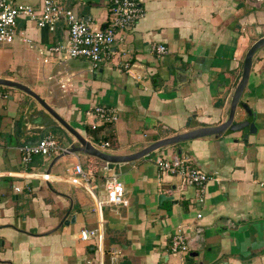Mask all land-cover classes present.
<instances>
[{
    "label": "crops",
    "instance_id": "obj_1",
    "mask_svg": "<svg viewBox=\"0 0 264 264\" xmlns=\"http://www.w3.org/2000/svg\"><path fill=\"white\" fill-rule=\"evenodd\" d=\"M138 1L142 18L117 33L95 67L82 58L64 65L53 59L43 63L37 46L62 41L61 23L49 32L18 18L17 34L23 32L29 42L16 35L23 47L15 55L0 48V77L27 85L92 145L107 140L100 149L111 154L131 153L154 140L222 122L245 51L264 35V0ZM108 2L64 0L94 28L103 25ZM28 3L39 8L37 0ZM153 44H162L164 52L156 54ZM5 70L18 77L2 74ZM66 75L68 85L60 88L57 79ZM8 91L6 98L0 96V264H99L95 238H78L81 228L98 222L102 264H108L110 247L120 250L117 264L175 263L168 242L177 224L185 227L187 264H264L259 185L264 181V46L252 55L239 97L252 115L238 106L234 111V121L247 118L254 132L244 137L241 130L224 131L159 148L132 162L110 163L126 206L96 204L104 199L101 182L107 173L104 161L87 154L60 158L64 171L78 162L91 174L93 196L66 182L14 176L23 170L17 146L58 127L29 95ZM94 104L116 108V121L89 131L84 111ZM181 153L211 178L201 202L194 187H181L176 175L158 174L156 158ZM55 156H34L24 170L61 175L55 167L59 158L52 162ZM159 194L171 198L158 201Z\"/></svg>",
    "mask_w": 264,
    "mask_h": 264
},
{
    "label": "built area",
    "instance_id": "obj_2",
    "mask_svg": "<svg viewBox=\"0 0 264 264\" xmlns=\"http://www.w3.org/2000/svg\"><path fill=\"white\" fill-rule=\"evenodd\" d=\"M28 1L0 0V45L10 44L16 35L21 41L29 42L23 32L20 31L17 34L16 21L18 18H26L32 21L37 28H44L49 32H53L56 25L61 23L65 32L62 41L37 46L38 53L42 55L43 63L53 59V62L64 65L67 59L82 58L87 60L91 67H95L110 50L117 33L131 29L144 13L138 0H109L103 25L94 28L81 19L74 8L66 6L64 0H37L38 9H35ZM151 49L156 54L163 53L165 50L162 44H153ZM125 67L127 68V66ZM68 81L69 75L63 79L62 76H59L57 84L60 88H64L65 85H68ZM3 97L6 96L3 95ZM84 116L88 120V128L94 130L102 124L115 122L117 110L113 106L94 104L84 111ZM106 145V141L95 144L99 149ZM17 150L23 170L15 173L14 176L18 178L35 177L43 181H62L82 188L90 195L93 194L92 187L89 185L91 174L85 171L78 162L73 163L61 175L53 176L48 172L31 173L24 170L34 156L47 159L65 150L64 146L53 135L42 134L33 142L24 141L17 146ZM155 164L160 178L176 175L179 178L180 186L194 187L195 199L202 201L205 184L211 178L203 170L193 166L185 154L163 155L156 158ZM109 165L110 163L104 162L102 167L107 173L103 175L101 182L104 199L96 200V204L98 206L99 204L126 206L127 197L123 185L118 180L117 175L111 171ZM259 185L264 193V181H260ZM13 190L18 192L20 187L14 185ZM196 216L199 217L200 214L197 213ZM184 228L181 224H177L169 237L168 253L177 257V261L173 264H187L185 256L188 255L189 248ZM78 238L82 241L95 238L99 264H102L103 248L100 223H96L93 227L81 228L78 231ZM120 256L121 253L118 248L110 247L107 250L108 264H117Z\"/></svg>",
    "mask_w": 264,
    "mask_h": 264
},
{
    "label": "water",
    "instance_id": "obj_3",
    "mask_svg": "<svg viewBox=\"0 0 264 264\" xmlns=\"http://www.w3.org/2000/svg\"><path fill=\"white\" fill-rule=\"evenodd\" d=\"M262 46H264V35L255 39L245 51L242 60L240 77L232 91L229 100L227 116L222 122L215 125H206L197 128H192L187 131L175 133L173 135L154 140L145 145L144 147L127 154L107 153L92 145L89 140H87L77 130L71 127L51 106H49L43 98H41L37 93L31 90L24 83L9 78L0 77V86L15 88L29 95L40 105V107L46 113H48V115L57 124L58 129L62 131L67 147L64 151L53 157L52 162L67 154L76 153L94 156L99 160L111 164L132 162L140 157L149 154L154 150H157L159 148H165L169 145L189 139L209 135H218L223 133L224 131L233 132L241 130L244 134V137L247 135V133H253L255 130L253 122L249 121L247 118L239 121H234V111L235 108L238 106L244 110L247 117L252 115L245 103L239 101V97L247 81L252 55L256 50H258ZM41 135L42 134H39V137ZM162 198L170 199L171 197L164 196L163 194H159L157 197L158 201Z\"/></svg>",
    "mask_w": 264,
    "mask_h": 264
},
{
    "label": "rangeland",
    "instance_id": "obj_4",
    "mask_svg": "<svg viewBox=\"0 0 264 264\" xmlns=\"http://www.w3.org/2000/svg\"><path fill=\"white\" fill-rule=\"evenodd\" d=\"M23 46L17 42L16 40H14L11 44L9 45H4V46H1L0 48L4 49L5 52L7 53H11L13 55L17 54V52L20 51V49L22 48ZM2 74H5V75H8L9 77H15L17 78L18 75H16L14 73L13 70H5L4 72H1ZM8 88V89H7ZM8 91V94L12 95L13 92H15V90H18V89H15V88H9V87H0V96L2 97V95L5 93L7 94L6 92ZM6 98V97H4ZM22 103V102H21ZM49 116V115H48ZM53 120V119H52ZM48 131L51 132V134L60 142L64 145V143H66L65 139H64V136H63V133L60 129L56 128L54 125L51 126V127H48ZM151 154V153H149ZM148 155V154H147ZM64 161L62 160V158H59L56 163H55V167H58L57 168V171L58 172H63L65 173L66 172V168H65V171H64ZM53 171V170H52Z\"/></svg>",
    "mask_w": 264,
    "mask_h": 264
},
{
    "label": "trees",
    "instance_id": "obj_5",
    "mask_svg": "<svg viewBox=\"0 0 264 264\" xmlns=\"http://www.w3.org/2000/svg\"><path fill=\"white\" fill-rule=\"evenodd\" d=\"M0 87H3V86H0ZM110 123H106V124H102V125H100V126H98L97 128H95L94 130H90L89 128H88V130L89 131H95V130H97V129H99V127H107L108 125H109ZM108 128L105 130V132H104V137L103 138H107L108 137ZM103 138H101V139H103ZM103 141H107V140H100L99 142H97V143H100V142H103Z\"/></svg>",
    "mask_w": 264,
    "mask_h": 264
}]
</instances>
